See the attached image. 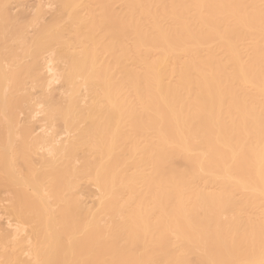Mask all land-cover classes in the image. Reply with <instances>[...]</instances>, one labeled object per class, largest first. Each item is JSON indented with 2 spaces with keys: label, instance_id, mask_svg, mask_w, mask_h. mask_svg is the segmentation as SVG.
Returning <instances> with one entry per match:
<instances>
[{
  "label": "bare ground",
  "instance_id": "obj_1",
  "mask_svg": "<svg viewBox=\"0 0 264 264\" xmlns=\"http://www.w3.org/2000/svg\"><path fill=\"white\" fill-rule=\"evenodd\" d=\"M0 202V264H264V0H0Z\"/></svg>",
  "mask_w": 264,
  "mask_h": 264
},
{
  "label": "rangeland",
  "instance_id": "obj_2",
  "mask_svg": "<svg viewBox=\"0 0 264 264\" xmlns=\"http://www.w3.org/2000/svg\"><path fill=\"white\" fill-rule=\"evenodd\" d=\"M17 1V0H16ZM19 2H25V3H27L28 1L29 2H32V0H18ZM13 5L15 6V5H17L16 4V2H14L13 3ZM56 85H59L58 83L56 84ZM83 189V188H82ZM83 190H86V192H85V198H86V201H88V202H90V200H91V202H92V200L94 201L95 199H96V197H95V194L93 193L94 191H95V187H92V188H84ZM88 194H89V196H88ZM84 198V199H85ZM3 202V201H2ZM2 202H0V220L3 222L4 221V223L7 221L6 219V214L4 215V214H2L3 212H4V209L2 210V205H3V203ZM90 202V203H91ZM2 212V213H1ZM1 216H2V218H1ZM13 222V221H12ZM6 227L7 228H9V229H11L12 227H10V226H7L6 225Z\"/></svg>",
  "mask_w": 264,
  "mask_h": 264
}]
</instances>
